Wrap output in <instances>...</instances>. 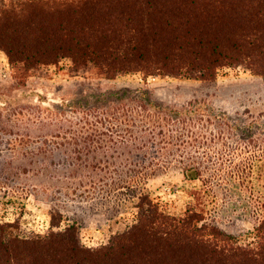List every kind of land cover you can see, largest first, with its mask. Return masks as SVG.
<instances>
[{"label": "trees", "instance_id": "trees-1", "mask_svg": "<svg viewBox=\"0 0 264 264\" xmlns=\"http://www.w3.org/2000/svg\"><path fill=\"white\" fill-rule=\"evenodd\" d=\"M0 53L17 86L64 61L68 72L108 81L169 77L211 85L221 70L236 68L264 78V0H0ZM52 110L67 125L43 123V136L63 140L54 151L66 158L74 189L117 186L137 209L135 220L97 248L86 247L80 224L58 209L42 235L0 222V264H264V216L243 239L194 207L168 213L146 190L173 163L186 179L199 178L183 160L146 155L181 150L178 132L192 111L129 88Z\"/></svg>", "mask_w": 264, "mask_h": 264}, {"label": "rangeland", "instance_id": "rangeland-1", "mask_svg": "<svg viewBox=\"0 0 264 264\" xmlns=\"http://www.w3.org/2000/svg\"><path fill=\"white\" fill-rule=\"evenodd\" d=\"M68 65L64 61L46 68L17 86L0 53V222L17 224L18 233L42 235L51 209H58L80 224L82 243L97 248L135 220L137 209L125 201L124 192L113 190L117 186L74 189L66 158L54 151L63 140L46 138L42 130L43 123L67 125L56 122V106L91 101L98 91L129 88L192 111L178 132L181 150L167 155L152 148L146 155L183 160L200 176L188 180L173 163L146 182L150 196L172 215L194 207L221 230L243 239L252 236L264 216V78L236 68L221 70L211 85L169 77L108 81L89 71L68 72ZM40 148L47 153L37 154Z\"/></svg>", "mask_w": 264, "mask_h": 264}]
</instances>
